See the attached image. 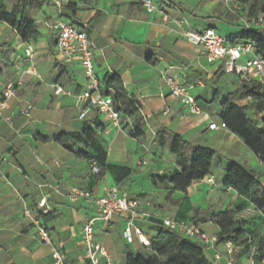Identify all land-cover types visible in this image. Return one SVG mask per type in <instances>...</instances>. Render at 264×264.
Segmentation results:
<instances>
[{
  "label": "crops",
  "instance_id": "1",
  "mask_svg": "<svg viewBox=\"0 0 264 264\" xmlns=\"http://www.w3.org/2000/svg\"><path fill=\"white\" fill-rule=\"evenodd\" d=\"M19 1L6 0L7 11ZM35 1L43 2L40 8H29L30 18L39 27L36 39L25 42L16 29L0 22V95L9 81L21 82L8 102L11 122L0 116V264H53L54 246L65 251L68 264H87L83 227L98 207L84 198H71L73 190L101 196L107 187L116 185L138 198L137 224L148 240L158 231L156 221L166 215L198 222L208 234L218 235L220 228L214 219L243 199L224 185L231 162L264 173V164L239 136L228 128H209L211 123H222V103L228 95L239 89L243 80L253 79L252 75L225 72L222 63L209 61L203 48L184 36L189 27L199 32L218 30L222 22H211L214 17L198 9L189 10L185 0H176L175 7L156 0L158 9L153 13L139 0H66L62 18L88 33L98 78L117 75L139 107L145 128L144 137L137 139L133 136L134 118L122 117V123L115 125L96 107L82 116L87 101L81 96L89 82L79 63L58 62L57 30L53 27L57 10L48 0ZM168 14L184 17L188 24L180 27ZM26 43L34 47L31 58L25 53ZM165 75L185 87L208 115L191 114L181 99L171 95ZM251 103L250 98L238 102L241 106ZM29 105L31 109L24 115L22 111ZM248 114L259 121L264 115L252 108ZM89 124L107 153L110 168L102 176L92 171L86 158L54 141L61 132L81 133ZM162 133L164 144L159 140ZM175 135L216 153L210 174L192 183L187 192L174 190L168 180L161 179L177 168L171 151ZM84 149L85 143L77 142L75 150ZM207 178L214 183H208ZM261 183L264 186V176ZM43 200L44 207L40 205ZM46 209L51 214L48 221L40 216L47 214ZM246 211L260 212L254 207ZM144 212L150 216L144 217ZM40 225L48 229L51 243L40 238ZM125 227L126 219L120 216L97 226L96 240L109 254L101 257L100 264L109 260L126 264L130 252L137 254L144 248L138 239L126 241ZM222 250V243H217L205 254L214 264H230L215 259ZM240 261L250 264L249 254L242 253Z\"/></svg>",
  "mask_w": 264,
  "mask_h": 264
},
{
  "label": "trees",
  "instance_id": "2",
  "mask_svg": "<svg viewBox=\"0 0 264 264\" xmlns=\"http://www.w3.org/2000/svg\"><path fill=\"white\" fill-rule=\"evenodd\" d=\"M176 5V0H169ZM247 13L248 18H264V0H238ZM43 2L35 0H20L11 12L7 11L6 0H0V22L9 24L16 29L23 41L29 42L39 35L38 24L30 18L29 8H40ZM232 44H252L257 53L264 58V33L260 27L244 29L238 35L229 37ZM242 75V74H239ZM100 80V79H99ZM100 92L111 96L115 109L123 119L134 118L135 128L133 136L137 139L144 137L145 121L139 116V107L125 90L123 82L117 75L107 74L100 80ZM250 98L252 103L241 106L238 102ZM252 108L264 114V83L256 79L243 80L239 89L231 92L222 103V119L227 128L239 136L247 147L264 164V115L261 120L249 116L248 110ZM164 134H170L164 130ZM159 136L164 144L165 135ZM54 141L63 145L69 151L86 158L90 164L97 163L101 167L98 175L110 168L107 165V153L97 141V134L91 124L81 133L61 132L54 137ZM83 141L84 150H75L77 142ZM171 151L176 158L177 168L168 175L161 177L168 180L174 190L187 192L192 183L204 179L211 172L215 158V151L210 148L193 145L181 136L175 135L171 142ZM262 174L248 169L239 161H232L224 178V185L234 189L238 196L244 199V204L232 209L220 211L214 219L219 226V243L232 240L237 246H244L242 253L251 252L249 244L251 234L246 228V205L253 206L264 213V186L261 183ZM242 218H238L237 214ZM44 221L51 220V214H40ZM157 233L149 239V245L137 254L129 253L126 264H214L205 254V249L191 242L189 239L171 230L156 221ZM264 257L258 251L255 260Z\"/></svg>",
  "mask_w": 264,
  "mask_h": 264
},
{
  "label": "built area",
  "instance_id": "3",
  "mask_svg": "<svg viewBox=\"0 0 264 264\" xmlns=\"http://www.w3.org/2000/svg\"><path fill=\"white\" fill-rule=\"evenodd\" d=\"M49 4L57 10V15L53 22V27L57 30V43L55 47L56 57L62 65H69L77 62L81 66L85 77L89 82V87L81 96L87 101V106L82 114L85 116L92 107H96L98 112L115 125L122 123L121 114L115 109L113 98L105 96L100 92V81L93 60V46L88 33L79 29L75 24L62 18V11L66 6V0H48ZM147 12L153 13L158 9L156 0H139ZM163 2L170 7H175L169 0ZM167 18L173 20L177 25L183 27L188 24L184 17L174 18L167 15ZM244 29H251L254 26L263 27L264 18H249L244 22ZM184 36L191 42L203 48V54L211 62H220L227 73H238L242 75H252L253 79L264 83V58L260 56L252 44H232L229 37L221 35L214 28H208L202 32L192 28L184 30ZM25 53L28 57H33L34 47L31 43H26ZM29 73L38 75L37 72L27 70ZM165 82L168 85L171 95L174 98L181 99L188 111L193 115L207 116L197 104L196 100L189 94L185 87H182L172 76L165 75ZM21 82L9 81L0 95V116L6 121L11 122L12 113H8L9 100L15 96L17 86ZM62 89H58L61 92ZM31 106L29 105L22 113L27 115ZM210 129L226 128L227 125L222 121L221 124L211 123ZM142 164H146L144 161ZM92 171L99 174L101 167L97 163H92ZM208 183H214L212 179L207 178ZM73 199L84 198L87 202H94L98 207L95 216L88 219L83 227V244L85 248L84 260L87 264H100L101 257H109L106 248L96 240V229L101 223L112 221L120 216L126 219V227L123 236L128 243H134L138 239L143 246L149 245V240L145 236L142 228L137 224L140 217L139 206L141 204L138 198H132L124 193L116 185L107 187L101 196H95L93 193L84 190H73L69 193ZM40 205L45 206V200ZM45 213L48 212L46 209ZM144 217H149V213H143ZM161 224L171 230L178 232L194 244L203 247L205 250L219 243L218 235H210L204 231L201 225L195 221L182 220L172 215H166L160 218ZM39 236L46 243H51L48 229L40 225L38 228ZM224 252L230 259L225 258L221 252L215 254L216 260L225 259L230 263L233 260V253L238 252V246L232 240L222 242ZM256 248L249 254L250 264H264V257L259 261L255 260ZM53 264H68L67 255L64 250L54 246L51 253ZM108 264H113L109 260Z\"/></svg>",
  "mask_w": 264,
  "mask_h": 264
},
{
  "label": "rangeland",
  "instance_id": "4",
  "mask_svg": "<svg viewBox=\"0 0 264 264\" xmlns=\"http://www.w3.org/2000/svg\"><path fill=\"white\" fill-rule=\"evenodd\" d=\"M185 1L187 2V6L189 10L198 9V11L203 12L205 15L206 14L211 15L212 17H214L210 19V21L213 23L221 21L222 22V24L220 25L221 29L217 27L218 28L217 32H219L223 36H226L230 33H237L240 30H242V28L244 29L245 27L244 22L249 19L247 13L243 10L244 6L238 0H185ZM225 19L233 22L236 25L231 26L227 24ZM260 29L264 33V26L260 27ZM253 116L256 115L253 114ZM256 120L259 121V118ZM261 174L263 177L264 173L262 172ZM226 193L227 192H224V194ZM213 199L211 197L212 202L215 201V198ZM178 201L179 200H177V202ZM242 204H244L243 199H241L240 202L235 203L233 206L227 207L226 209H232ZM252 207L253 206L246 205V209ZM237 217L242 218L239 213L237 214ZM246 219H247L246 228L249 230L251 234V238L249 241V244L252 247L251 250L256 248V253L259 251L260 254L262 255L264 253V214L261 211L256 213L251 211H246ZM243 249L244 246L242 245L238 246V252L233 253L232 255L233 260L231 264L241 263L240 255L242 254ZM220 252L225 256V258L230 259L229 255H227L224 252V250Z\"/></svg>",
  "mask_w": 264,
  "mask_h": 264
}]
</instances>
